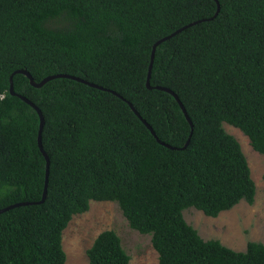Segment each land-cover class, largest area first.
I'll return each instance as SVG.
<instances>
[{"label": "trees", "instance_id": "trees-1", "mask_svg": "<svg viewBox=\"0 0 264 264\" xmlns=\"http://www.w3.org/2000/svg\"><path fill=\"white\" fill-rule=\"evenodd\" d=\"M0 0V210L42 199L46 159L40 118L10 93L26 70L37 82L66 74L111 90L127 102L69 79L34 88L14 76L16 94L43 113L50 159L47 197L0 214V264H66L63 232L90 203L114 202L131 229L151 236L159 264H264V244L244 252L204 240L184 211L216 218L256 185L227 123L264 156V0ZM191 135V137H190ZM190 138L189 145L182 149ZM89 264H130L113 230L100 233Z\"/></svg>", "mask_w": 264, "mask_h": 264}, {"label": "rangeland", "instance_id": "rangeland-1", "mask_svg": "<svg viewBox=\"0 0 264 264\" xmlns=\"http://www.w3.org/2000/svg\"><path fill=\"white\" fill-rule=\"evenodd\" d=\"M223 127L239 142L247 159L257 189L255 202L253 205L241 202L216 218L195 208L186 209L183 214L204 240H219L226 247L244 252L249 242L264 244V156L253 150L249 138L239 129L227 123ZM106 230L119 235L131 257L130 264H159L151 236L131 229L116 203L95 201L90 203L86 213L75 215L63 232L66 264H89L86 252Z\"/></svg>", "mask_w": 264, "mask_h": 264}, {"label": "water", "instance_id": "water-1", "mask_svg": "<svg viewBox=\"0 0 264 264\" xmlns=\"http://www.w3.org/2000/svg\"><path fill=\"white\" fill-rule=\"evenodd\" d=\"M216 3H217V6H218V10L216 12V14L214 15V17L210 18V19H205V20H199V21H196L192 24H189L183 28H180L179 30L175 31L174 33H172L171 35L169 36H166L160 40H158L152 47V52H151V57H150V66H149V71H148V76H147V81H146V86L149 90H152V89H156V90H159V91H164V92H167L169 94H171L175 100L177 101V103L179 104L180 108L182 109L187 121L189 122L190 126H191V134L193 132V124H192V121L190 120L187 112H186V109L183 105V103L180 101L179 97L173 92L171 91L170 89L168 88H164V87H151L150 85V79H151V73H152V68H153V64H154V59H155V54H156V51H157V48L169 41L170 39H172L173 37L177 36L178 34H180L181 32H183L184 30L190 28V27H193L197 24H200L202 22H207V21H212L214 20L217 15L219 14V11H220V5L218 3L217 0H215ZM17 74H22L24 76H26L29 81H30V84L34 87V88H42L44 85H46L48 82L54 80V79H69V80H74L76 82H80V83H83V84H86L92 88H96V89H99V90H103V91H108L112 94H114L115 96L119 97L120 99H123L125 100L122 96H120L119 94H117L116 92L114 91H111V90H107L105 88H102L96 84H93V83H90L86 80H83L81 78H77V77H74V76H70V75H66V74H58V75H52V76H48L46 78H44L41 82L37 83L33 78L32 76L30 75L29 72H27L26 70H17L15 71L11 77H10V93L13 95V96H18L21 100H23L24 102H26L28 105H30L38 114L39 118H40V129H39V134H38V146H39V149L41 151V153L43 154V156L45 157L46 159V179H45V188H44V192H43V196H42V199L39 201V202H36V203H30V202H22V203H17V204H13V205H10L6 208H3L0 210V214L2 213H5L7 211H10L12 209H15V208H19V207H24V206H29L31 204H43L46 200V197H47V188H48V182H49V173H50V159H49V156L47 155V153L45 152L44 148H43V143H42V133H43V129H44V125H45V119H44V116H43V113L42 111L34 104L32 103L29 99H27L26 97L24 96H21V95H18L16 94L15 92V89H14V76L17 75ZM126 101V100H125ZM127 102V101H126ZM127 104L130 106L131 110L134 112V114L142 121V123L149 129V131L151 132V134L156 138L157 142L169 149H172V150H176V148L174 147H171L167 144H165L164 142H161L154 130L152 129V127L146 122V120H144L140 114L136 111V109L134 108V106L130 103V102H127ZM191 137V135H190ZM189 142H190V138L188 139L187 143L185 144V146L182 148L183 150L187 148V146L189 145Z\"/></svg>", "mask_w": 264, "mask_h": 264}]
</instances>
